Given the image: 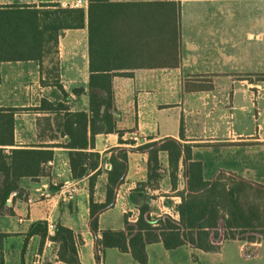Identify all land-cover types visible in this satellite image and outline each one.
I'll use <instances>...</instances> for the list:
<instances>
[{
    "label": "crops",
    "instance_id": "0c3cea01",
    "mask_svg": "<svg viewBox=\"0 0 264 264\" xmlns=\"http://www.w3.org/2000/svg\"><path fill=\"white\" fill-rule=\"evenodd\" d=\"M77 1L81 4L75 7ZM43 5L83 9L84 23L59 31L53 59L47 55L41 65L35 60L0 65V110H12L14 148L53 152L45 173L22 178L19 197L0 210L4 262L64 264L49 239L60 224L73 232L81 264H106L109 254L116 264H138L115 248L106 249L97 263L89 229L94 171L74 179L65 148L68 116L88 114L89 0H0V7ZM101 6L109 18L101 23L99 5H94L93 60L95 66L116 68L110 74L117 130L123 134H97L94 146L86 149L100 156L95 202L105 201L112 149L165 139L192 146L205 181L224 171L264 185V0H105ZM147 160V153L128 152L114 206L98 216L99 231L124 230L125 220L134 223L144 202L151 217L178 220L180 199L172 191L165 152L159 153V189L145 188L146 199L136 191L147 181ZM185 186L180 160L177 191ZM37 222L54 226L43 242L38 235L28 236ZM210 237L215 251L192 246L166 251L161 243L149 244L146 264H264V235L252 242L224 240L221 229L217 240Z\"/></svg>",
    "mask_w": 264,
    "mask_h": 264
},
{
    "label": "trees",
    "instance_id": "16d2710c",
    "mask_svg": "<svg viewBox=\"0 0 264 264\" xmlns=\"http://www.w3.org/2000/svg\"><path fill=\"white\" fill-rule=\"evenodd\" d=\"M105 0H89L88 30L90 44V78L88 84V114L75 113L68 116L63 134L69 149V166L74 179L89 177V229L94 236V254L97 263L103 260L106 249L115 248L127 253L138 264H146V246L161 243L166 251L183 246H192L204 252L215 251L217 246L211 240L219 238L223 231L224 240L252 242L264 235V185L247 181L235 174L219 171L212 181L203 178L202 164L192 158V146L174 139L147 143L135 148L111 150L104 203L94 200L95 182L100 174V156L87 152L94 146L97 134L123 132L117 130L116 112L112 91L111 71L116 68L95 66L93 60L94 5H99L101 23L109 18L102 10ZM41 9L30 6L0 7V65L3 62L35 60L42 64L43 58L57 55V39L61 30L83 27V9L60 8L57 5H43ZM57 62H54L56 67ZM87 124L90 139L87 140ZM180 136L183 137L182 127ZM123 143V142H121ZM126 144L134 145L133 141ZM12 110H0V210L19 197L20 180H32L45 173V166L52 160V150L45 148H14ZM128 152L147 153V181L136 191L142 199L145 188L159 189L161 164L159 153L168 157L169 178L172 191L179 197L178 220L168 215L153 218L149 215L146 202L139 207L134 223L125 220L124 230L99 231L98 216L112 208L118 187L123 183L127 170ZM184 166L185 189L177 191L179 161ZM152 199V197H150ZM38 235L42 242L47 237L46 222H37L30 227L28 236ZM5 234H0V264H5L2 253ZM49 239L58 246V260L64 264H81L73 232L60 224L55 226ZM81 239L79 238V241Z\"/></svg>",
    "mask_w": 264,
    "mask_h": 264
},
{
    "label": "built area",
    "instance_id": "2783aa9c",
    "mask_svg": "<svg viewBox=\"0 0 264 264\" xmlns=\"http://www.w3.org/2000/svg\"><path fill=\"white\" fill-rule=\"evenodd\" d=\"M79 4H81V1H77L74 6L78 7ZM133 140L135 142H138V139L136 137H133ZM47 229H48L49 232H52L54 230V226L50 224V225L47 226Z\"/></svg>",
    "mask_w": 264,
    "mask_h": 264
},
{
    "label": "rangeland",
    "instance_id": "374dc122",
    "mask_svg": "<svg viewBox=\"0 0 264 264\" xmlns=\"http://www.w3.org/2000/svg\"><path fill=\"white\" fill-rule=\"evenodd\" d=\"M148 199H150V198H148ZM164 202L166 203L168 201L164 200ZM106 264H116V261L111 254L108 255L107 260H106Z\"/></svg>",
    "mask_w": 264,
    "mask_h": 264
}]
</instances>
